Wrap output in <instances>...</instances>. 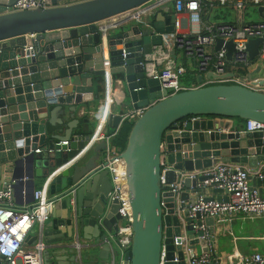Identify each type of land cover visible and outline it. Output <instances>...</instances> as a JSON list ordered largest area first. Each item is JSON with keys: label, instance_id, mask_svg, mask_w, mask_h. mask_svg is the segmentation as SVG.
I'll use <instances>...</instances> for the list:
<instances>
[{"label": "water", "instance_id": "1", "mask_svg": "<svg viewBox=\"0 0 264 264\" xmlns=\"http://www.w3.org/2000/svg\"><path fill=\"white\" fill-rule=\"evenodd\" d=\"M15 1L0 0V189L15 182L14 202L30 205L35 178L48 182L54 203L35 234V240L47 246L43 264L119 263L110 239L121 220L119 204L109 202L112 185L108 171L101 169L106 141L81 157L94 126L76 134V112L92 100V78H105L108 63V74L123 90L118 112L108 115L107 132L108 127L123 125L122 114L144 109L132 123L125 147L119 148L126 163L133 232L122 264H159L162 246L171 256V238L180 236L181 219L193 237V220L185 210L194 199L190 195L195 190L189 188L203 180H185L177 205L176 194L161 186V157L172 166L165 173L166 183L176 181V170H202L218 162L256 168L263 158V133H239L233 123L264 124V93L239 85H211L169 95L154 76L164 56L175 55L172 46L163 48L161 39L173 32L174 16L168 29H161L158 15L149 27L138 22L99 26L152 0H72L66 5L48 0L46 8L7 13ZM263 11L258 7V13ZM261 43V38L247 43L251 62L261 58ZM221 47L231 60L234 44L217 38L215 48ZM201 81L198 76L193 84ZM66 105L71 121L63 131L55 125L62 124L58 119ZM39 146L41 152L35 153ZM61 208L65 213L59 217ZM206 223L213 230V219ZM59 225L66 229L62 238L52 233Z\"/></svg>", "mask_w": 264, "mask_h": 264}, {"label": "built area", "instance_id": "2", "mask_svg": "<svg viewBox=\"0 0 264 264\" xmlns=\"http://www.w3.org/2000/svg\"><path fill=\"white\" fill-rule=\"evenodd\" d=\"M174 2V30L172 33L161 35L163 48H170L183 55L184 58L194 61L195 68L202 81L190 86L183 85L181 78L185 74V68L177 66L166 54L163 59L161 70L156 72L155 78L161 83L169 95L180 91L201 88L211 85H239L248 89L264 93V87H257L251 83L247 75L251 65L246 48L252 39L261 38V58L264 57V21L251 22L247 24H235L222 22L217 24L203 21L202 1L210 3V9L216 6H230L233 11L243 13L248 4L256 7H264V0H172ZM216 4V6H215ZM163 5L162 0H152L139 8L124 12L108 20L111 28L123 22H138L149 27L150 19L158 8ZM50 6L48 0H16L6 9L7 13L46 8ZM201 25L202 30H187L188 27ZM32 37V36H31ZM30 38V37H29ZM224 42L231 41L234 44V52L231 60L227 59V50L221 47L216 50V39ZM28 39V37H27ZM260 58V59H261ZM105 80L111 79L108 74V63L104 68ZM243 71L244 74H240ZM210 75L206 80L203 76ZM212 76L217 77L213 79ZM110 77V78H108ZM116 102V101H115ZM105 111L102 103L92 112L94 129L89 142L80 153L81 157L91 150L96 144L105 140L106 148L103 151L101 169H106L112 185L109 194V202L117 201L119 209L117 213L121 220L117 224L118 230L110 235L113 244L111 252H119V263H123L124 253L130 247L132 237V214L129 203V193L126 176V163L121 157V151L113 144L112 138L115 134L107 132L108 115L114 113L112 108ZM144 112L138 109L121 115L122 121L133 123ZM192 120H195L194 118ZM117 132V131H116ZM239 133H263L264 124L248 120L244 128H239ZM62 144L66 145L67 142ZM36 149L35 153H40ZM262 161L254 169L247 168L241 164L218 162L210 168L202 170L184 171L176 170V181L166 183L165 173L172 166L161 157L160 183L164 192L176 194L175 203L179 205L180 193L184 191V181L195 180L202 177L195 187L193 204L188 207L186 217L193 220L192 235L186 231V224L180 220V236H172L174 249L169 257V251L162 246L159 264H218L215 258L219 236L226 222H230L238 215L248 217L264 216V195L260 189L264 188V153ZM250 177L260 183L259 188L252 186ZM11 182L0 189V264H43V252L46 245L37 241L29 242V235L36 225L42 224L48 217L54 203L48 194V182L42 183L40 188L33 193V202L30 205L19 206L14 202ZM221 190V193H213V190ZM207 192V194L205 193ZM213 193L216 197L210 196ZM213 197V200H208ZM179 208V207H178ZM184 212V210H182ZM213 219L211 226L206 223L207 219ZM200 246L201 252L196 248ZM234 256L239 264H264V254L254 251L248 254H240L234 250ZM109 264H116L112 261Z\"/></svg>", "mask_w": 264, "mask_h": 264}, {"label": "crops", "instance_id": "3", "mask_svg": "<svg viewBox=\"0 0 264 264\" xmlns=\"http://www.w3.org/2000/svg\"><path fill=\"white\" fill-rule=\"evenodd\" d=\"M72 0H63L59 2V5H66L72 3ZM163 5L157 9L153 17L151 18L152 21L156 18V16H159V19L156 20V22L160 25L161 29H168L169 24L168 20L170 16H174V2L172 0H162ZM204 13L202 9V18L203 21H208L209 23L212 24H217V23H222V22H228V23H235V24H247L251 22H257V21H264V11L262 13H258V7L248 4L246 10L243 13L233 11L230 6H216L213 9L209 10V12L206 15V19L204 20ZM129 23H134V22H123L122 24H129ZM99 26L103 27H110L111 26V21L106 20L101 23H99ZM193 30H202L201 25H194L192 27H188L187 30L190 29ZM29 42V38L27 39ZM169 58L171 61H173L177 66H182L185 68V74L181 78L182 84L186 86H190V84L193 83V80L196 79L199 75L198 72L195 68V63L194 61L190 59H186L183 57L182 54L179 52L175 51V55L171 56L169 55ZM209 75L203 76V80H206ZM248 79L251 80V83L254 86L261 87L263 88L264 85L259 86L260 83L264 81V57L259 59L258 61H254L251 63L249 72L247 75ZM110 78V77H108ZM187 82V84H186ZM92 87H93V92H92V100L79 106L77 112H76V118L80 122V127L76 129V134H78L81 129L82 130H92L93 126L95 125L93 117H92V112L97 108L99 103H102V106L105 111H108V108H112L114 113L118 112V101L120 100V93L122 92V86L120 83H114L112 79H109L108 81L101 77H96L94 76L92 78ZM83 95V99H84ZM58 99V98H56ZM116 101V102H115ZM70 105H66L64 112L59 115L60 121H62L61 125L56 124L55 128L56 129H61L65 130L66 125L70 119V114L71 111L68 110ZM87 119V123H84L83 120ZM236 126H239V124L234 121ZM122 126V124L116 128H109L108 127V133L112 134L115 133L116 131L119 130V128ZM112 129V131H111ZM38 149L42 150V147H38ZM91 154V153H90ZM87 158V157H86ZM85 158V159H86ZM242 165V164H241ZM247 167L246 165H243ZM248 168V167H247ZM43 181L41 179L35 178V187L36 189L40 188L42 185ZM250 183L252 186L258 187L259 185L252 180H250ZM262 194L264 195V188L260 189ZM207 194V192H205ZM210 196L216 197L213 193H211ZM190 197H194V195H190ZM65 213V210L62 208L58 210V215L59 217H62L63 214ZM50 221V219L48 220ZM239 224V232L236 233L233 231V225L234 224ZM37 225L33 228V230L30 233V243H35L37 242L35 234L37 231ZM58 231H52V233H55V235L59 237H63L65 235L66 229L64 225H59L57 227ZM226 237L228 238L229 243L232 245L231 247V252L234 254V250L238 251L240 254H248L254 251L262 252L264 254V216L261 217H246L243 215H238L234 217L230 222H226L224 225V229L222 230L219 238ZM65 243H59L57 246H63ZM47 248V246H46ZM97 253V252H95ZM219 250V246L217 244V251L215 258L218 259L219 263L218 264H227V258L223 257L221 255ZM61 259L64 262H68V258L66 256H61ZM233 261L234 264H239L238 260L233 256Z\"/></svg>", "mask_w": 264, "mask_h": 264}, {"label": "trees", "instance_id": "4", "mask_svg": "<svg viewBox=\"0 0 264 264\" xmlns=\"http://www.w3.org/2000/svg\"><path fill=\"white\" fill-rule=\"evenodd\" d=\"M216 6V4H215ZM202 9L204 13V20L206 19V15L209 12L210 9V3L206 1H202ZM240 74H244L243 71H240ZM102 81V78H101ZM187 84V82H186ZM185 85V84H184ZM236 122L239 124L240 128H244V124H241L240 120H236ZM132 123L124 122L123 125L119 128L117 132H115V136L112 138V142L114 145H116L118 148H124L127 142V137L129 134V131L131 129ZM239 128V127H238ZM113 134V133H112Z\"/></svg>", "mask_w": 264, "mask_h": 264}, {"label": "rangeland", "instance_id": "5", "mask_svg": "<svg viewBox=\"0 0 264 264\" xmlns=\"http://www.w3.org/2000/svg\"><path fill=\"white\" fill-rule=\"evenodd\" d=\"M241 124H244V122L241 123ZM111 131H112V129H111ZM239 226L240 225L237 224V223L234 224L233 225V231L236 232V233H238L239 230H240ZM218 246H219L220 253H222L221 255L223 257H226L227 258V261H228L227 264H234V261H233L234 254L231 252L232 245L229 243L228 238H226V237L221 238L220 237L218 239ZM196 250H197L198 253L201 252V249H200V246L199 245H197Z\"/></svg>", "mask_w": 264, "mask_h": 264}]
</instances>
